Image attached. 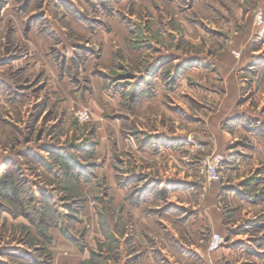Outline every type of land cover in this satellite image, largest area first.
<instances>
[{
    "label": "rangeland",
    "instance_id": "1",
    "mask_svg": "<svg viewBox=\"0 0 264 264\" xmlns=\"http://www.w3.org/2000/svg\"><path fill=\"white\" fill-rule=\"evenodd\" d=\"M0 264H264V0H0Z\"/></svg>",
    "mask_w": 264,
    "mask_h": 264
},
{
    "label": "built area",
    "instance_id": "2",
    "mask_svg": "<svg viewBox=\"0 0 264 264\" xmlns=\"http://www.w3.org/2000/svg\"><path fill=\"white\" fill-rule=\"evenodd\" d=\"M76 116L82 122L88 121L92 117V113L88 108H79L75 111ZM222 156L220 154L213 155L205 160L202 167V173L211 182H217L222 179ZM224 237L219 232H213L209 239V248L215 250L220 247Z\"/></svg>",
    "mask_w": 264,
    "mask_h": 264
},
{
    "label": "crops",
    "instance_id": "3",
    "mask_svg": "<svg viewBox=\"0 0 264 264\" xmlns=\"http://www.w3.org/2000/svg\"><path fill=\"white\" fill-rule=\"evenodd\" d=\"M216 219H219V216L218 215H216ZM219 223V222H218ZM218 226V225H217Z\"/></svg>",
    "mask_w": 264,
    "mask_h": 264
}]
</instances>
